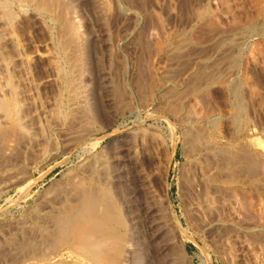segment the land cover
I'll list each match as a JSON object with an SVG mask.
<instances>
[{
    "label": "rangeland",
    "instance_id": "1",
    "mask_svg": "<svg viewBox=\"0 0 264 264\" xmlns=\"http://www.w3.org/2000/svg\"><path fill=\"white\" fill-rule=\"evenodd\" d=\"M0 103V264H264V0H1ZM81 184L98 263L34 233Z\"/></svg>",
    "mask_w": 264,
    "mask_h": 264
},
{
    "label": "bare ground",
    "instance_id": "2",
    "mask_svg": "<svg viewBox=\"0 0 264 264\" xmlns=\"http://www.w3.org/2000/svg\"><path fill=\"white\" fill-rule=\"evenodd\" d=\"M49 1H51V0H44L45 4H47V3L49 4ZM42 2H43V0H42ZM52 2H53V0H52ZM41 6H42V4H41ZM5 7H7V6H5ZM72 29H73V27L71 29H69V31H71ZM74 31H76V30H74ZM66 44H68V43L63 44L62 47H65ZM65 77H66L67 81H69L67 75H65ZM68 86H69V84H68ZM16 102H17V100H16ZM0 107L5 109V110H8L10 106L6 103H2V104L0 103ZM13 111H14V109H13ZM13 116H14V114L12 115V117ZM201 152L205 155L207 153H209V154L211 153L210 155H212V153H213V156H215V154H216L215 151L212 152L211 149L209 150L206 147ZM201 152H200V154H201ZM218 155H220V154H218ZM218 155H217V157H219ZM210 169L213 171H216L218 169V167H217V165H213V166H210ZM90 174H92V172H90ZM82 185H84V184H81L80 187H76L77 185H75V189H74V186H73V188L69 189V197H67L63 202H60L61 205L63 206V209L65 210L64 211L65 213H62V214H65V215L61 214L62 217L61 216L58 217V215H56L57 217L55 218V216H53L52 214H50L48 212L43 213L42 214L43 215V221H45V222L43 224H38L35 227L36 229H34V233H35V237L38 241L37 243H39V244H42L44 242H50V243L52 242V245L57 246V245H61L62 242L67 243L68 241H70L72 243V245H69L71 247L70 248L68 247V248L71 251V256L75 257V256H77V253L85 254V255L87 253H89L91 255L90 258L92 259V261H94L95 263L96 262L98 263V259L101 260L100 256L103 254L102 248H104V246L107 242L106 239L104 238V236L103 235L101 236L102 227L105 225V223H107V219L110 217V213H109V211H108V213L106 212L108 209H106V211L101 210L100 207H102V206L100 203L102 201L100 202L101 199H100V196L98 195L99 193L97 194L98 191H96V188L89 186L90 184L87 186L85 184V186H83V187H82ZM58 210H60V209H58ZM60 213H59V215H60ZM43 221L41 220V222H43ZM39 244H37V245H39ZM55 251H56V249H55ZM37 258H39L38 255H37Z\"/></svg>",
    "mask_w": 264,
    "mask_h": 264
}]
</instances>
